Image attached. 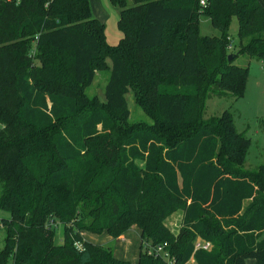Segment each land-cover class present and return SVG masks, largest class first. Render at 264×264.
Masks as SVG:
<instances>
[{"label": "trees", "instance_id": "16d2710c", "mask_svg": "<svg viewBox=\"0 0 264 264\" xmlns=\"http://www.w3.org/2000/svg\"><path fill=\"white\" fill-rule=\"evenodd\" d=\"M130 1L110 0L123 36L109 46L89 0H0V264H133L81 234L129 223L166 243L171 264H264V163L253 178L231 169L225 155L239 162L248 139L227 111L202 121L210 96H243L237 54L264 62V0ZM201 15L219 36L200 35ZM233 18L240 50L229 61ZM99 58L110 75L91 106L75 90ZM134 82L155 129L124 127ZM176 209L174 236L163 221ZM197 237L211 248L195 249ZM136 264L169 263L142 245Z\"/></svg>", "mask_w": 264, "mask_h": 264}, {"label": "rangeland", "instance_id": "374dc122", "mask_svg": "<svg viewBox=\"0 0 264 264\" xmlns=\"http://www.w3.org/2000/svg\"><path fill=\"white\" fill-rule=\"evenodd\" d=\"M128 5L132 2L128 0ZM89 6L93 18L98 19L104 24V40L109 46H116L122 38V32L118 27L119 7L113 5L110 0H89ZM237 20L232 19L230 26V36L232 44L227 47L229 54L238 52L239 43L236 38ZM199 33L200 35L219 36L220 33L215 29L209 18L201 15L199 18ZM153 55V54H151ZM110 59L99 58L93 63L94 77L89 85H81L77 87L75 92H82L88 99H94L91 106H102L104 102V88L110 75ZM234 64L248 68V76L245 84L243 96L234 98L231 96H210L205 102V113L202 116V121L206 122L211 117H218L225 111L229 112L234 119V124L237 132L242 133L249 141V146L246 155L239 162L225 155L227 163L231 169L241 172L248 177H254L259 165L264 163V63L256 59L250 58L246 54L239 53L234 59ZM137 88V83L134 82L131 91L126 95L128 109L130 111L129 119L124 127L135 129H155L159 125H155L154 116L148 114L142 107L137 105L134 95V88ZM240 159V158H238ZM138 165L142 163L138 162ZM113 165L110 162L99 165L98 171L101 176H108ZM264 193V184L260 183ZM249 201H245L244 207ZM9 214L0 210L1 218L8 217ZM80 221L86 225L91 223V217L82 215ZM181 221V210L168 214L163 221L165 227L176 236L179 232ZM124 225V224H123ZM122 225V226H123ZM141 228L135 223H129L124 230H117L110 233L93 232L83 230L81 232L83 238L94 244L103 246V249L108 251L113 257L119 260L128 261L136 264L139 255L142 254V245L146 244V236H142ZM5 232L0 225V250L3 248ZM63 239L62 226L57 223V234L55 240L61 243ZM199 239L196 238L195 242ZM145 241V242H144ZM180 248V247H179ZM253 260H247V264H251Z\"/></svg>", "mask_w": 264, "mask_h": 264}, {"label": "built area", "instance_id": "2783aa9c", "mask_svg": "<svg viewBox=\"0 0 264 264\" xmlns=\"http://www.w3.org/2000/svg\"><path fill=\"white\" fill-rule=\"evenodd\" d=\"M201 4H204V0L200 1ZM231 46V45H230ZM229 46V47H230ZM199 239H201L199 237ZM146 249H147V253L150 255H154L156 257H160L163 258L164 260H166L169 264L172 263V260L170 258V254L169 252L165 249L167 244L166 243H162V244H158L155 246L150 245L149 243L145 244ZM194 248L195 249H205V250H209L211 248V244L208 241L205 240H197L194 243Z\"/></svg>", "mask_w": 264, "mask_h": 264}, {"label": "water", "instance_id": "95a60500", "mask_svg": "<svg viewBox=\"0 0 264 264\" xmlns=\"http://www.w3.org/2000/svg\"><path fill=\"white\" fill-rule=\"evenodd\" d=\"M233 59V56L231 54L228 55V60H232Z\"/></svg>", "mask_w": 264, "mask_h": 264}, {"label": "crops", "instance_id": "0c3cea01", "mask_svg": "<svg viewBox=\"0 0 264 264\" xmlns=\"http://www.w3.org/2000/svg\"><path fill=\"white\" fill-rule=\"evenodd\" d=\"M260 62H262V61H260ZM264 63V62H263ZM248 201V200H247ZM244 203H245V201H244ZM246 264H247V260H246ZM251 264H254V262H252Z\"/></svg>", "mask_w": 264, "mask_h": 264}]
</instances>
